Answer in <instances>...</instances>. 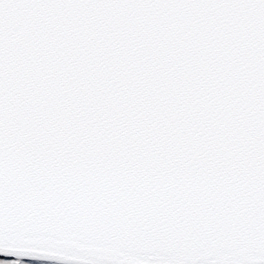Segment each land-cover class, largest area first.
I'll use <instances>...</instances> for the list:
<instances>
[{"label": "snow or ice", "instance_id": "snow-or-ice-1", "mask_svg": "<svg viewBox=\"0 0 264 264\" xmlns=\"http://www.w3.org/2000/svg\"><path fill=\"white\" fill-rule=\"evenodd\" d=\"M0 255L264 264V0H0Z\"/></svg>", "mask_w": 264, "mask_h": 264}, {"label": "rangeland", "instance_id": "rangeland-1", "mask_svg": "<svg viewBox=\"0 0 264 264\" xmlns=\"http://www.w3.org/2000/svg\"><path fill=\"white\" fill-rule=\"evenodd\" d=\"M10 260H12V259H0V261H10ZM21 264H54V263L22 260Z\"/></svg>", "mask_w": 264, "mask_h": 264}, {"label": "water", "instance_id": "water-1", "mask_svg": "<svg viewBox=\"0 0 264 264\" xmlns=\"http://www.w3.org/2000/svg\"><path fill=\"white\" fill-rule=\"evenodd\" d=\"M0 258H2V259H13L15 257L0 255ZM41 261H46V260H41ZM50 262H54V261H50Z\"/></svg>", "mask_w": 264, "mask_h": 264}]
</instances>
